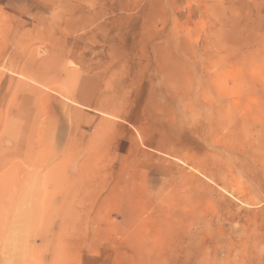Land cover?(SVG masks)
<instances>
[{
    "label": "rangeland",
    "instance_id": "374dc122",
    "mask_svg": "<svg viewBox=\"0 0 264 264\" xmlns=\"http://www.w3.org/2000/svg\"><path fill=\"white\" fill-rule=\"evenodd\" d=\"M0 264H264V0H0Z\"/></svg>",
    "mask_w": 264,
    "mask_h": 264
},
{
    "label": "bare ground",
    "instance_id": "6f19581e",
    "mask_svg": "<svg viewBox=\"0 0 264 264\" xmlns=\"http://www.w3.org/2000/svg\"><path fill=\"white\" fill-rule=\"evenodd\" d=\"M70 23H71V20H70V19L66 21V25H67V24H70ZM72 24H73V23H72Z\"/></svg>",
    "mask_w": 264,
    "mask_h": 264
}]
</instances>
